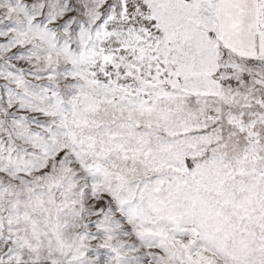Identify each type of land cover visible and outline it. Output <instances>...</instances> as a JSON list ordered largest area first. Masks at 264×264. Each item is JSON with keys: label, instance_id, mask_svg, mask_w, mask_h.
<instances>
[{"label": "snow or ice", "instance_id": "1", "mask_svg": "<svg viewBox=\"0 0 264 264\" xmlns=\"http://www.w3.org/2000/svg\"><path fill=\"white\" fill-rule=\"evenodd\" d=\"M0 264H264V0H0Z\"/></svg>", "mask_w": 264, "mask_h": 264}]
</instances>
